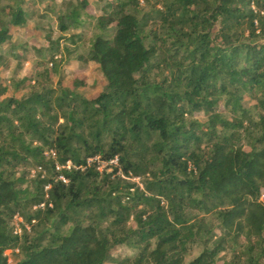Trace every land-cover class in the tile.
Masks as SVG:
<instances>
[{"label": "trees", "instance_id": "obj_1", "mask_svg": "<svg viewBox=\"0 0 264 264\" xmlns=\"http://www.w3.org/2000/svg\"><path fill=\"white\" fill-rule=\"evenodd\" d=\"M20 3L0 0V47L27 22ZM88 8L71 4L59 30L82 29ZM103 12L79 57L106 81L96 98L63 84L61 41L80 33L45 49L52 68L22 97L0 83V264L9 250L15 264H264V0Z\"/></svg>", "mask_w": 264, "mask_h": 264}, {"label": "rangeland", "instance_id": "obj_2", "mask_svg": "<svg viewBox=\"0 0 264 264\" xmlns=\"http://www.w3.org/2000/svg\"><path fill=\"white\" fill-rule=\"evenodd\" d=\"M20 1L22 0H2L4 5H13L20 3ZM88 1V13L95 18H86L85 26L82 29L67 33H62L59 30V17L68 12L70 5L76 3L77 0H23L21 2L29 15L27 22L24 26H11V43L0 47V83L8 89L6 97L20 98L28 93L34 87L35 82L41 80L39 73L44 69L52 68V65L49 64L50 53L45 49L51 47V43L61 37H69L79 33L82 35V41L77 46L66 43L64 40L61 41V51L64 57L62 63L63 84L66 87H72L75 79H83L85 86L81 87L79 91L89 99L96 98L103 91L106 81L99 65L93 62H84L79 60V57L86 58V52L91 41L99 34L96 29V19L104 14L105 5L115 0ZM144 9L147 10L148 7L144 6ZM108 34L112 36L114 31L109 30ZM59 57L60 55H57V58ZM23 79H28L25 85L21 84ZM53 79L55 82L58 80L55 75H53ZM256 104V100H252L250 97L246 98V107H252ZM226 114L230 116L229 111ZM253 115L255 119H258L259 115H264V110L253 109ZM194 119L202 123L207 121L204 113L195 114ZM133 181L139 183V179ZM21 223V219H15L13 225L19 229ZM132 225L134 226V223ZM202 249V246H197L187 259H193ZM18 254L12 250L6 252L10 264L17 262ZM134 254L135 251L128 247H121L117 252V256L122 258ZM224 256L225 254H222V257ZM230 256L228 254L225 257L230 258ZM219 264H222V261Z\"/></svg>", "mask_w": 264, "mask_h": 264}, {"label": "built area", "instance_id": "obj_3", "mask_svg": "<svg viewBox=\"0 0 264 264\" xmlns=\"http://www.w3.org/2000/svg\"><path fill=\"white\" fill-rule=\"evenodd\" d=\"M110 164L118 165V159L113 160ZM106 166H107V164H103L102 167L100 168V170L104 169ZM58 169H60V168H58ZM61 178L64 180L63 177H61ZM262 198L264 199V196ZM16 219H19V218L17 217ZM14 252L19 253V250H16Z\"/></svg>", "mask_w": 264, "mask_h": 264}]
</instances>
